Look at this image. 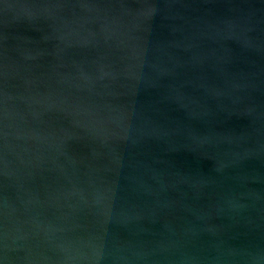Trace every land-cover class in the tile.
<instances>
[{"label": "water", "instance_id": "obj_1", "mask_svg": "<svg viewBox=\"0 0 264 264\" xmlns=\"http://www.w3.org/2000/svg\"><path fill=\"white\" fill-rule=\"evenodd\" d=\"M0 264H264V0H0Z\"/></svg>", "mask_w": 264, "mask_h": 264}]
</instances>
